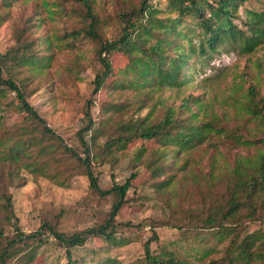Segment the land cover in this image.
<instances>
[{"label":"trees","instance_id":"obj_1","mask_svg":"<svg viewBox=\"0 0 264 264\" xmlns=\"http://www.w3.org/2000/svg\"><path fill=\"white\" fill-rule=\"evenodd\" d=\"M18 1L0 0L4 8L0 10V25ZM78 1L69 13L74 11L85 23L55 39L58 45L73 46L87 38L99 68L84 99L85 121L75 131L74 144L66 142L28 99L38 90L37 83L51 60V55L40 53L39 45L41 40L52 41L33 37L34 27L68 10L58 2L44 0L45 14L35 21L20 15L12 26V44L0 51V110L11 109L16 117L6 122L7 116L2 115L0 121V264H37V253L47 246L63 253L64 260L54 264H108L109 256L101 262L93 258L85 261L84 253L76 249H86L92 239L106 250L116 243V216L141 171L134 170L122 184L112 180L111 185L101 188L93 162L104 164L109 156L138 144L135 160L143 163L147 175L138 186L165 192L174 188L175 175L188 165L191 151L205 141L214 144L210 138L214 134H225L238 145L254 147V152L235 158L225 185L194 197H185L187 191L182 189L172 192L163 216L148 220L152 231L142 243V255L125 264H264V94L256 85H249L242 93L240 107L246 112L231 126L227 119L211 116L201 99L190 93L176 105L153 104L142 116L115 117L110 113L109 121L101 124L93 121L90 111L93 97L103 86L128 82L136 88L131 75L147 76L156 88L188 86L194 82V57L215 51L221 42L238 40L253 50L264 40V11L245 7L243 16L239 15L238 6H245L249 0H167L163 7L140 0L117 13L118 28L105 36L91 1ZM156 10L175 14L158 16ZM114 53L122 55L124 61L113 64ZM144 106L137 105L135 111ZM252 119L257 120L260 136L241 137ZM143 153L146 156L141 159ZM28 174L59 187H69L76 175L84 176L92 191L112 195L113 203L95 224L63 229L57 216L54 220L41 219L35 229L26 232L15 211L12 189L25 184ZM252 225L256 227L250 229ZM161 227L174 228L181 237L171 247L161 244L154 250L151 244L159 241L156 229ZM190 233L196 241L188 239Z\"/></svg>","mask_w":264,"mask_h":264},{"label":"rangeland","instance_id":"obj_2","mask_svg":"<svg viewBox=\"0 0 264 264\" xmlns=\"http://www.w3.org/2000/svg\"><path fill=\"white\" fill-rule=\"evenodd\" d=\"M43 1L21 0L10 8L5 21L0 25V51H4L12 44V26L20 15L28 16L31 21H35L38 15L45 14ZM46 1L58 2L68 11L57 13L53 19L45 18L39 27H34L33 37H41V39L48 37L52 41L48 44L44 40H39L40 53L51 55V60L50 67L46 68L41 75L43 77L37 83L38 90L29 94L28 99L66 142L74 144L75 131L85 121L84 99L90 91V81L99 64L95 60L92 45L87 38L76 42L73 46L58 45L55 39V36L85 23L74 11L69 13L71 8L79 5V1ZM90 1L100 21L99 30L103 35L111 36L118 28L117 13L130 9L140 0ZM150 1L156 7H163L167 0ZM245 7L264 11V0H249L245 6H238L239 15L243 16ZM3 9L0 6V10ZM155 13L158 16L175 14L166 10L163 12L156 10ZM234 22L238 27H242L238 19ZM164 36L168 38L170 33L166 31ZM243 44L238 40L224 41L215 51L194 57L195 71L192 85L156 88L147 76L141 78L131 75V79L137 83L136 88L130 87L128 82L117 87L112 84L103 86L93 97L90 110L93 121L96 124H101L104 120L109 121L110 113L115 117L142 116L153 104L156 107L166 102L176 105L184 95L190 93L201 99L205 105L204 109L211 116L225 118L231 126L240 114L246 112L240 107V103L243 100L242 93L249 85H256V88L264 94V40L251 51L244 48ZM121 61H124L122 55L119 53L112 55L113 64H120ZM62 68L66 71L61 72ZM137 105L145 106L137 112L135 111ZM193 109H195L194 105ZM2 115L7 116L6 122L14 121L16 118L15 113L7 108H4L3 112L0 110V121L3 120ZM259 131L257 120L252 119L240 135L246 138L260 136ZM210 138L215 143L205 141L193 149L188 165L175 175L174 188H168L165 192H152L146 187L138 186L147 177L143 163L135 160L138 144L116 152L113 157L109 156L104 164L93 162V170L101 188H106L113 182L122 184L136 169L141 173L128 188L125 196L127 201L122 204L116 216L119 223L116 243L106 250L105 246L96 239L89 240L87 243L89 247L76 249L79 253H84L85 261L93 258L94 262H101L109 256L108 264H125L136 256H141L142 243L152 231L148 220L153 216H163V208L168 207L171 202L172 192L182 189L187 191L185 197H194L208 188L225 185L232 175L235 158L254 152V147L238 145L234 139L226 137L225 134H214ZM145 156L146 153H143L141 159ZM182 159L180 157V162ZM27 177L25 184L12 189L15 211L20 226L26 232L35 229L41 219L54 220L57 216L58 223L63 229L83 228L100 221L113 203L112 195L96 194L89 188L87 179L81 175L74 176L69 187H59L41 176L28 174ZM255 227L256 225H252L250 229ZM156 232L159 241L151 244L154 250H158L161 244L171 247V243L181 237L174 228L161 227L157 228ZM192 235L190 233L188 239L191 242L196 241V236ZM110 257H113V262L110 261ZM63 260V253L50 246L38 252L35 257L37 264H54Z\"/></svg>","mask_w":264,"mask_h":264}]
</instances>
